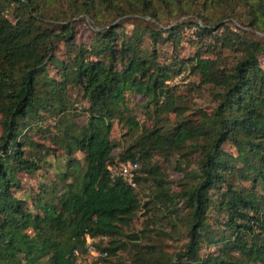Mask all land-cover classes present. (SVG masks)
<instances>
[{"label": "trees", "instance_id": "1", "mask_svg": "<svg viewBox=\"0 0 264 264\" xmlns=\"http://www.w3.org/2000/svg\"><path fill=\"white\" fill-rule=\"evenodd\" d=\"M211 8L219 9L217 17L207 13ZM163 15L175 23L163 24ZM81 20L92 32L89 43L74 42ZM191 24L197 52L179 59L178 67L160 62L158 46H177ZM205 37L211 41L203 43ZM262 56L264 0H0V264H76L72 251L83 246L85 234L107 236L101 246L111 264L109 257L125 247L115 237L148 208L137 191L147 180L159 188L155 196L165 212L184 224L187 241L173 255L138 244L133 264H264ZM182 71L198 77L189 85L209 91L210 108L181 103L179 86L169 81ZM69 89L87 101L82 124L71 115ZM127 93L144 99L152 128L138 122ZM170 113L176 116L171 123ZM114 120L133 138L117 157ZM40 128L51 132L53 146L45 149L65 155L63 189L35 193L31 211L12 189L20 187V171L41 168L33 151L43 145L31 136ZM226 142L234 153L224 149ZM154 154L177 156L178 192L164 190ZM126 160L141 162L136 187L110 177L108 165ZM211 209L225 225L218 238L210 236ZM204 239L221 244L220 255L202 257Z\"/></svg>", "mask_w": 264, "mask_h": 264}, {"label": "rangeland", "instance_id": "2", "mask_svg": "<svg viewBox=\"0 0 264 264\" xmlns=\"http://www.w3.org/2000/svg\"><path fill=\"white\" fill-rule=\"evenodd\" d=\"M207 13L213 17L219 15V9L211 8L207 10ZM187 17H183L182 20ZM148 20V18H145ZM162 23H170L171 25L175 23L173 16H162ZM232 27V25H231ZM125 30L129 33L131 29V24H124ZM196 28L191 24L187 25L183 29V34L181 36V41L177 46L170 44L169 42L160 44L158 60L160 62L171 63L175 62L176 67L179 65V59L193 55L199 49L200 43L199 38L196 35ZM220 30L216 31L217 34ZM92 32L89 29L88 24L85 21H79L76 26V38L74 42L89 43ZM210 37H205L203 43H209ZM144 44L149 46V38H146ZM64 51V47L60 44L57 54L60 56ZM204 55L207 53L203 52ZM261 66L264 68V56L261 57ZM50 74L56 78L58 75L54 69H51ZM197 84L198 77L196 75L188 74V71H182L179 74H174L173 78L169 81L170 85L179 86L178 94L180 96L181 103L187 105L193 109L197 107L210 108L213 105L212 96L209 91L204 88H195L194 85H189V83ZM68 95L70 100L75 102V107L71 112L73 119L82 124L85 122L87 114L83 111V108L87 106V101L81 98L73 89L68 90ZM126 101L128 106L131 108L132 113L135 115L136 119L140 124H144L145 127L152 128L155 125L154 117L150 118L146 110L142 106L144 99L133 93L126 94ZM75 114V115H74ZM195 119L197 116H193ZM169 123L175 120L176 116L170 113L168 115ZM1 120V117H0ZM166 121H162V123ZM47 125L51 129L53 119L47 118ZM167 124V123H166ZM44 127V125H43ZM53 128V127H52ZM142 128L135 132L138 138L142 135ZM55 129H52V133ZM2 133V127L0 122V136ZM128 130L125 126L118 123L117 120L113 121L110 138L116 147L113 150V154L117 157L120 151L125 148L132 141V137L127 134ZM131 134V133H130ZM133 134V133H132ZM32 138L41 143L42 147H37L38 150H34L33 153H38L41 157V168L33 174H27L25 172H19L18 178L20 180V187L12 189L16 196L26 199L28 203V208L33 211L31 199L33 195L42 190H51L61 192L63 189V183L59 179L60 172L64 170V164L66 159L64 158V153L61 149H57L56 153L53 154L49 149L45 147H52L53 142L51 141V132L41 130H33L31 132ZM224 149L228 152L234 153L235 150L229 142L224 144ZM26 151H30L29 147L25 148ZM73 156L78 159L81 165L84 164V155L80 151L73 153ZM152 162H157L159 165L158 177H162L165 181L164 190L167 192H178L180 190V182L183 181V174L178 170L177 156L171 155L168 158L161 154H154L151 158ZM190 159H193L191 157ZM139 167L141 162L138 163ZM190 165L194 167V163L190 161ZM177 167V168H176ZM186 168V166H185ZM143 177H148L146 173H142ZM138 196L142 204L148 201V208L141 207L134 215L133 220L127 226L122 228V234L115 237L122 243H125V247L118 249L115 254L109 257L111 264H133L135 255L137 252V245H155L154 249L159 253H166L173 255L174 252L183 248L187 241V236L184 229V224L172 216L170 213H166L161 200H156L155 194L158 193L159 188L156 186L154 181L147 180L141 181L137 187ZM214 191V190H213ZM212 191L214 197L217 195ZM154 204V205H153ZM181 206V205H180ZM182 207V206H181ZM150 209V210H147ZM181 214L184 210L180 211ZM210 215V236L221 237L222 231L225 229V225L218 222V213L216 210H209ZM218 232V234H217ZM32 235V232L29 231ZM222 233L221 235H219ZM107 241V239L105 240ZM109 241V239H108ZM107 241V242H108ZM222 249L219 243H210L208 240L204 239L201 243L200 255L205 257L206 255H220ZM237 255V254H235ZM251 264V263H246Z\"/></svg>", "mask_w": 264, "mask_h": 264}, {"label": "built area", "instance_id": "3", "mask_svg": "<svg viewBox=\"0 0 264 264\" xmlns=\"http://www.w3.org/2000/svg\"><path fill=\"white\" fill-rule=\"evenodd\" d=\"M110 177L121 179L132 187L137 186L139 164L136 161H119L108 165ZM107 239L106 235L85 234L82 247L74 248L72 251L76 264H105L107 251L102 248V243Z\"/></svg>", "mask_w": 264, "mask_h": 264}]
</instances>
